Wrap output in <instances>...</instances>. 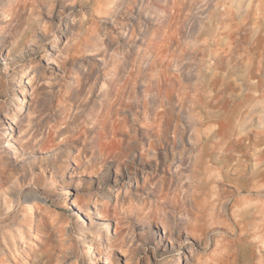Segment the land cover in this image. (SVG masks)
Returning a JSON list of instances; mask_svg holds the SVG:
<instances>
[{
    "label": "clouds",
    "instance_id": "obj_1",
    "mask_svg": "<svg viewBox=\"0 0 264 264\" xmlns=\"http://www.w3.org/2000/svg\"><path fill=\"white\" fill-rule=\"evenodd\" d=\"M0 264H264V0H0Z\"/></svg>",
    "mask_w": 264,
    "mask_h": 264
},
{
    "label": "rangeland",
    "instance_id": "obj_2",
    "mask_svg": "<svg viewBox=\"0 0 264 264\" xmlns=\"http://www.w3.org/2000/svg\"><path fill=\"white\" fill-rule=\"evenodd\" d=\"M225 49H226V50H231V44L229 43V44L225 45ZM78 210H79V209H78Z\"/></svg>",
    "mask_w": 264,
    "mask_h": 264
}]
</instances>
